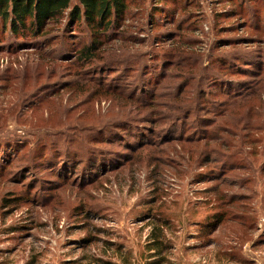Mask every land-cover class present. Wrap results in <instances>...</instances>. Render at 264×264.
<instances>
[{
  "label": "rangeland",
  "instance_id": "obj_1",
  "mask_svg": "<svg viewBox=\"0 0 264 264\" xmlns=\"http://www.w3.org/2000/svg\"><path fill=\"white\" fill-rule=\"evenodd\" d=\"M181 3L171 16L155 15V25L153 1L135 4L128 15L134 44L106 47L110 53L117 50L111 69H103L99 60L86 71L72 63V53L81 48L76 42H87L81 33L73 32L63 47L57 40L40 51L0 47V264L78 259L86 254L79 245L91 234H99L101 241L89 252L103 255L109 240L124 244L140 259L153 225L162 219L168 220L167 237L176 246L177 264H264V149L252 147V132L249 138L245 131L241 138L223 134L224 145H213L223 157L215 165L202 160L201 147L190 157L174 141L181 129L166 124L155 128L160 132L155 140L161 136L163 141L126 162L135 131L108 128L134 111L125 92L135 85L152 89L154 70H141L168 60L166 52L184 56L168 57L180 69L194 71L191 87L202 88V106L215 100L208 96L216 90L209 87L215 76L223 74L237 93L252 81L240 71L252 69V62L264 66V28L256 30L258 20L250 26L256 14H264V2L255 5V12L247 6L241 10L242 0ZM58 28L62 32L64 27ZM191 55V62L184 60ZM129 64L132 70L124 71ZM101 85H111L119 96L100 92ZM262 101L239 102L225 120L239 122L251 112L256 124L263 123ZM147 124L142 128H151ZM185 134H192L191 129ZM221 164L222 173L210 172ZM231 198L236 199L233 206ZM219 214L223 221L213 233L209 219ZM231 214L239 218L230 220ZM153 215L157 222L151 221Z\"/></svg>",
  "mask_w": 264,
  "mask_h": 264
},
{
  "label": "trees",
  "instance_id": "obj_2",
  "mask_svg": "<svg viewBox=\"0 0 264 264\" xmlns=\"http://www.w3.org/2000/svg\"><path fill=\"white\" fill-rule=\"evenodd\" d=\"M140 1L141 0H0V37L4 41L3 44H0V47L4 49L3 47L5 46L3 45H10L11 51H22L25 50L24 48L26 47L27 49L40 51L43 48L55 44L57 40L60 41L63 47L67 37L74 35L73 32L81 33L86 35L85 37L87 38L85 39L87 42L82 44V38L79 42H76L81 44V48L75 49L72 53V63L80 70L83 69L82 71H86L95 69V62L99 60L103 61V66H101L103 69H111L115 64L113 59L116 57L114 54L117 50L114 53H110L107 52L106 47L109 45L114 46V42H118L122 46L134 44L135 38L130 36L133 26L129 23L130 20L128 15H131L130 11L132 7ZM151 1H153L155 5L154 10L156 11V13L151 14L152 25H155V22H153L155 15H160L161 17H166L167 15L171 16L173 10L177 9L179 5L184 6L181 1H185L187 5L192 4V0ZM215 1L223 2V0ZM229 1L232 2L234 0ZM242 1L241 10L244 6H247L252 9V12H255V5H260L264 2V0ZM257 20L256 30L259 31L264 28V23L261 24L264 22L263 12L256 14L255 19L250 21V26L253 24L255 27V21ZM60 25L64 27L62 32H60V28H58ZM121 50H123V47ZM108 51H114V48H109ZM168 56L180 60L184 58V56L176 52H166L168 60L159 62L161 64L156 68L153 67L150 69L147 65L145 70H141V73L154 70L152 75L155 82L152 89H137L136 85L132 86L133 84H131V93H123L126 103L131 105L130 109L134 107V111L130 112L129 116L126 118L127 120L121 121V118L117 117L118 122H112V124L108 125V128H113L114 131H117V129L121 127V129L126 132L128 130L129 132L131 131V133H133V131L136 133V136L133 137L135 139L134 144H130V146L127 147L131 154L129 158L125 157L126 162L138 157L133 155L134 153L139 154L146 150L147 147H155L159 142L163 141L164 139L161 136L158 138L159 140H155L160 133L156 132L155 128L165 124L176 130L179 128L181 129V133H183L174 141L184 145L190 157H194L195 151L201 147L203 150L201 153V155H203L202 160L208 163H219V160H221L220 158H223L213 147V145L219 142L224 145L226 141L223 138V134H226L228 139L233 137L234 134L237 135L236 137L241 138L242 131H245V136L249 138L252 132V147L256 148V146H260L264 149V122L256 124V122L252 120L253 113L248 112V118H244L245 121L241 120L239 122L229 123L225 120L239 102L255 97L264 100L263 64L252 62V69L244 68L245 70L240 71L242 74H245L244 77H251L252 81L241 86V91L237 93L232 90L234 87L232 84L233 82L224 80L225 76L223 74L212 78L209 87L216 90L209 92L208 96H211V98L213 97L215 100L212 104L202 106L203 99L205 98V94L201 92L202 88L198 90V88L195 89L191 87V83L195 79L194 71L192 69H186L185 66L183 69H180L178 66L180 64L177 65V62L175 60H170ZM259 56L263 57L261 54H259ZM184 60H189L191 62L193 56L186 57ZM123 63L127 64L130 62L128 60L123 61ZM126 67L124 71L129 69L132 70L133 65L129 64ZM224 69L232 71L227 67ZM175 70H177V72H175ZM238 73L236 75H238ZM79 76L82 80L84 79L81 73H79ZM144 78L146 77L141 79L142 82ZM175 81H181V84H179L177 88L172 86V83ZM110 86L101 85L98 90L100 92L105 90L106 94L113 96L117 95L118 97L119 94L117 91L114 90V87ZM80 87L83 89L84 83L83 85L80 84ZM219 97H223L224 100L217 102ZM133 115L135 117H140V119L136 118V120H130ZM259 116L263 119L261 115ZM190 121H195V124H192V122L188 124ZM144 123H148L147 125L151 124V128L148 130L142 128ZM187 125L189 126L186 127ZM197 126L198 128H196ZM188 128L191 129L192 134L186 135L185 132ZM257 132L262 135L257 137ZM167 143L169 142H164V144ZM220 147L221 145L218 146V148ZM92 148V153L90 154L95 155V147ZM98 159L99 158H97V160ZM97 160L93 166L97 163ZM223 164L219 165L216 169H211L210 172H215L214 175L222 173L221 169L224 167ZM91 171H94V169H91ZM235 201V198H231L229 205L233 206ZM151 218H154L151 221L157 222V220H159V217L154 215ZM238 218L239 216L236 214H231L229 219L237 220ZM209 221L211 222H209L208 226L214 233L216 232V228L221 225L223 219L219 214L218 216L210 218ZM238 223L243 225L242 222ZM168 226V220L164 219L160 220L159 225H153L140 259H136L133 253L126 249L124 244L111 242L109 240L105 241L108 249L103 252V255L98 256L96 253L89 252V247L95 244V242L101 241L99 234H91L90 236H86L79 245V248L82 251H86V254L78 259L69 260L62 264H140V261L144 264H177L175 259H173L176 246L171 242V239L167 237ZM110 251H113L111 255L105 257ZM138 260L139 262L136 263L135 261Z\"/></svg>",
  "mask_w": 264,
  "mask_h": 264
}]
</instances>
